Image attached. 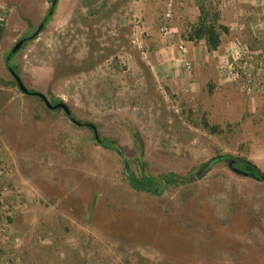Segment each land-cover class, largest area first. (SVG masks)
<instances>
[{
    "label": "rangeland",
    "instance_id": "rangeland-1",
    "mask_svg": "<svg viewBox=\"0 0 264 264\" xmlns=\"http://www.w3.org/2000/svg\"><path fill=\"white\" fill-rule=\"evenodd\" d=\"M201 1L0 0V225L23 240L0 236V264H22L26 253L34 264H264V182L224 160L203 175L224 154L264 171V0H205L231 33L206 79L169 86L157 75V51L168 46L160 28L173 27L178 57ZM10 66L29 89L97 123L127 157L138 131L150 173L191 181L160 196L133 189L120 157L26 97Z\"/></svg>",
    "mask_w": 264,
    "mask_h": 264
},
{
    "label": "trees",
    "instance_id": "trees-1",
    "mask_svg": "<svg viewBox=\"0 0 264 264\" xmlns=\"http://www.w3.org/2000/svg\"><path fill=\"white\" fill-rule=\"evenodd\" d=\"M53 1L54 0H52V2ZM198 6L199 16L196 19V22L187 28V32L183 34V38L186 42L190 41L195 44L204 40L210 52L219 50L224 43L225 37L229 36L231 33V28L228 25L221 23V13L213 5L212 1L206 4L205 0H202L198 3ZM21 48H23V46ZM9 56L10 55H8V57ZM9 61L10 60H7V62ZM11 67L19 73L17 67ZM26 97L31 96L26 95ZM51 102L56 104L63 102V100L53 98V101ZM54 110L58 112L63 111L66 120L69 121L72 126L76 128L84 127L88 129L94 133V138L97 142H100L105 148L113 150L120 157L123 165L124 176L126 177L128 184L133 189L151 195L160 196L171 187H177L191 181V178L175 172H168L160 175L150 173L148 171L146 144L138 131H131L134 141V155L132 157H127L124 149L119 144L117 139L110 136H102L100 132L97 133L96 130L99 128L97 123L77 118V116L73 115L71 108L70 115H68L62 108ZM205 125L207 127H211L210 129L214 132L218 131V126H209L208 122H206ZM224 161H233L240 168H244L255 175V179L264 182V171H262L261 168L246 157L224 154ZM27 254L28 253L22 256V264H34L29 257V254Z\"/></svg>",
    "mask_w": 264,
    "mask_h": 264
},
{
    "label": "crops",
    "instance_id": "crops-1",
    "mask_svg": "<svg viewBox=\"0 0 264 264\" xmlns=\"http://www.w3.org/2000/svg\"><path fill=\"white\" fill-rule=\"evenodd\" d=\"M230 24L232 25V22ZM187 43L189 48V55L187 56L193 61L194 69L192 71L185 70L186 72L180 71L181 54L177 57L175 50L171 46H161L157 51V60L159 62L157 64V75L162 82L169 86H177L181 83L183 87L186 86L189 90L196 86L198 81L206 79L209 72L208 62H210V58L216 51L210 52L204 40L199 41L197 44L190 41ZM177 53L180 52L177 51Z\"/></svg>",
    "mask_w": 264,
    "mask_h": 264
},
{
    "label": "built area",
    "instance_id": "built-area-1",
    "mask_svg": "<svg viewBox=\"0 0 264 264\" xmlns=\"http://www.w3.org/2000/svg\"><path fill=\"white\" fill-rule=\"evenodd\" d=\"M173 15L172 12V4H169V7L167 9V11L165 12V17L166 19H170ZM175 31L173 29V27L171 25L165 24L162 25L160 28V34L161 37L163 38L164 41L168 42V46H173L175 42H173V39H175ZM176 44V43H175ZM178 51L180 52L181 56H182V62L184 67L186 68V70L188 71H192L194 69V64L193 61L190 60L187 57L188 54V48L185 44V42L183 40L178 41ZM227 68L226 70H228L227 72L234 76V77H238L239 73L235 72V70H233V67L227 66L226 64L221 66V68ZM245 73V77H250V75L246 72ZM250 82V81H249ZM8 172L6 171V169L0 164V178H5L7 177ZM0 236L2 241L4 242H8L11 241L13 242L15 245H21L23 243L22 238L19 235L16 236H10L9 233L7 232V229L3 226L0 225ZM47 238L41 239L40 242L45 243L47 240Z\"/></svg>",
    "mask_w": 264,
    "mask_h": 264
},
{
    "label": "water",
    "instance_id": "water-1",
    "mask_svg": "<svg viewBox=\"0 0 264 264\" xmlns=\"http://www.w3.org/2000/svg\"><path fill=\"white\" fill-rule=\"evenodd\" d=\"M57 0H54L53 3L55 4ZM42 29V26L39 28V30ZM21 47V43H18L14 49L12 50L11 53H14L16 52L17 50H19V48ZM10 71L11 73L13 74V76L15 77L16 81H17V85L19 87V89L21 90V92L24 94V95H28V96H38L40 97L45 105L49 108V109H58V108H62L68 115L71 114V110L69 108V106L64 103V102H59V103H56V104H53L50 99L47 97L46 94L40 92V91H35V90H31L29 89L25 83L23 82V79L20 77V75L13 69V68H10ZM224 160V155H220V156H217V157H214L212 158L211 160H209V162L207 163V166H206V169L203 171V175L206 174V172L208 171V169L211 168V166L213 164H215L216 162L218 161H222ZM229 168L237 175H240V176H246V177H252V178H256L255 175H253L252 173H250L249 171H247L246 169H242L238 166H236L234 164V162H229Z\"/></svg>",
    "mask_w": 264,
    "mask_h": 264
},
{
    "label": "flooded vegetation",
    "instance_id": "flooded-vegetation-1",
    "mask_svg": "<svg viewBox=\"0 0 264 264\" xmlns=\"http://www.w3.org/2000/svg\"><path fill=\"white\" fill-rule=\"evenodd\" d=\"M24 42H25L24 40H20L18 43H21V47H22L23 44H24ZM18 43H17V44H18ZM17 44H16V45H17ZM16 45H15V46H16ZM15 46H14V47H15ZM21 47H20L19 49H21ZM13 49H14V48H13ZM11 52H12V51H11ZM11 52H10V54H9L10 56L8 57V60H11V58L17 53V51L14 52V53H11ZM10 68H12V67L10 66L9 69H10ZM16 72H17V71H16ZM17 73H18V72H17ZM18 74L20 75V73H18ZM20 77H21V75H20ZM21 78H22V77H21ZM14 85L18 87V85H17V81H16L15 77H14ZM51 100H52V99H51ZM51 100H50V101H51ZM234 164H235V163H234ZM235 165H236V164H235ZM236 166H237V165H236ZM238 167H239V166H238ZM245 168H246V167H245ZM242 169H244V168H242Z\"/></svg>",
    "mask_w": 264,
    "mask_h": 264
}]
</instances>
